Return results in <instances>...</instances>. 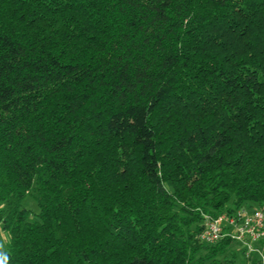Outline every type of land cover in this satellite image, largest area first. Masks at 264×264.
I'll return each mask as SVG.
<instances>
[{
    "label": "trees",
    "instance_id": "obj_1",
    "mask_svg": "<svg viewBox=\"0 0 264 264\" xmlns=\"http://www.w3.org/2000/svg\"><path fill=\"white\" fill-rule=\"evenodd\" d=\"M240 207L264 210V0H0V264H264L199 239Z\"/></svg>",
    "mask_w": 264,
    "mask_h": 264
},
{
    "label": "built area",
    "instance_id": "obj_2",
    "mask_svg": "<svg viewBox=\"0 0 264 264\" xmlns=\"http://www.w3.org/2000/svg\"><path fill=\"white\" fill-rule=\"evenodd\" d=\"M199 239L206 245L229 239L245 250L246 257L257 254L264 258V210L240 207L217 216L205 215Z\"/></svg>",
    "mask_w": 264,
    "mask_h": 264
},
{
    "label": "rangeland",
    "instance_id": "obj_3",
    "mask_svg": "<svg viewBox=\"0 0 264 264\" xmlns=\"http://www.w3.org/2000/svg\"><path fill=\"white\" fill-rule=\"evenodd\" d=\"M22 207L28 209L32 214H35L36 215V214L39 213V208H38L36 202L30 196H27L23 200ZM8 243H9V236H8V234L6 232H4L0 228V246L2 248H6L7 245H8ZM262 246H264V245H262ZM232 249L234 251H237L239 254L242 253L241 252V247H239V246L232 247ZM262 254H264V249H262ZM257 256L261 259L262 262H264V258H262L260 255H257ZM242 262H243V257L241 255H238V257H237V263L243 264ZM246 264H249V262L246 263Z\"/></svg>",
    "mask_w": 264,
    "mask_h": 264
}]
</instances>
